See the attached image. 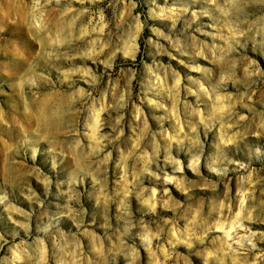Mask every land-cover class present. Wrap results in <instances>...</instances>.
<instances>
[{
  "label": "rangeland",
  "instance_id": "1",
  "mask_svg": "<svg viewBox=\"0 0 264 264\" xmlns=\"http://www.w3.org/2000/svg\"><path fill=\"white\" fill-rule=\"evenodd\" d=\"M0 264H264V0H0Z\"/></svg>",
  "mask_w": 264,
  "mask_h": 264
},
{
  "label": "bare ground",
  "instance_id": "2",
  "mask_svg": "<svg viewBox=\"0 0 264 264\" xmlns=\"http://www.w3.org/2000/svg\"><path fill=\"white\" fill-rule=\"evenodd\" d=\"M240 240H242V239L240 238Z\"/></svg>",
  "mask_w": 264,
  "mask_h": 264
}]
</instances>
